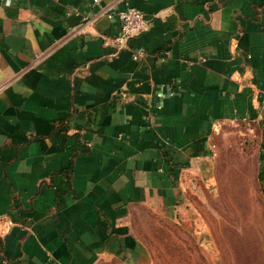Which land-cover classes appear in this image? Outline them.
<instances>
[{
	"label": "crops",
	"instance_id": "crops-1",
	"mask_svg": "<svg viewBox=\"0 0 264 264\" xmlns=\"http://www.w3.org/2000/svg\"><path fill=\"white\" fill-rule=\"evenodd\" d=\"M226 123L259 133L264 201V0H0V264L133 263L139 213L212 177Z\"/></svg>",
	"mask_w": 264,
	"mask_h": 264
},
{
	"label": "rangeland",
	"instance_id": "rangeland-1",
	"mask_svg": "<svg viewBox=\"0 0 264 264\" xmlns=\"http://www.w3.org/2000/svg\"><path fill=\"white\" fill-rule=\"evenodd\" d=\"M259 133L226 123L214 140L212 177L193 183L175 212L143 211L134 227L139 256L125 263L264 264V201L255 177Z\"/></svg>",
	"mask_w": 264,
	"mask_h": 264
},
{
	"label": "built area",
	"instance_id": "built-area-1",
	"mask_svg": "<svg viewBox=\"0 0 264 264\" xmlns=\"http://www.w3.org/2000/svg\"><path fill=\"white\" fill-rule=\"evenodd\" d=\"M100 0H94V2H99ZM120 25L116 36L113 37L112 41L117 48H124L128 44V40L140 32L144 26V15L142 11L136 7L127 5L124 9L117 12ZM141 52H136L134 57H139ZM124 96L125 93L123 92ZM12 222L4 217H0V237L6 233L8 225Z\"/></svg>",
	"mask_w": 264,
	"mask_h": 264
}]
</instances>
